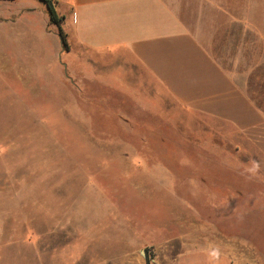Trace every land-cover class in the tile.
Segmentation results:
<instances>
[{
    "label": "rangeland",
    "instance_id": "374dc122",
    "mask_svg": "<svg viewBox=\"0 0 264 264\" xmlns=\"http://www.w3.org/2000/svg\"><path fill=\"white\" fill-rule=\"evenodd\" d=\"M9 4L0 2V264H175L209 241L240 247L236 264H264V175L251 171L264 168V127L238 136L174 106L103 103L85 78L99 63L59 54L47 15L8 30Z\"/></svg>",
    "mask_w": 264,
    "mask_h": 264
},
{
    "label": "crops",
    "instance_id": "0c3cea01",
    "mask_svg": "<svg viewBox=\"0 0 264 264\" xmlns=\"http://www.w3.org/2000/svg\"><path fill=\"white\" fill-rule=\"evenodd\" d=\"M53 1L68 43L59 54L77 58L85 52L99 63L100 71L86 64L85 78L101 87L103 103H132L151 112L174 106L194 113L200 126L228 128L238 136L264 127V0ZM0 2L10 3L8 30L17 21L33 30L39 13L50 23L42 1ZM12 46L6 40L5 51ZM251 171L264 175V168ZM209 243L181 253L175 264L245 259L240 247L231 252Z\"/></svg>",
    "mask_w": 264,
    "mask_h": 264
},
{
    "label": "trees",
    "instance_id": "16d2710c",
    "mask_svg": "<svg viewBox=\"0 0 264 264\" xmlns=\"http://www.w3.org/2000/svg\"><path fill=\"white\" fill-rule=\"evenodd\" d=\"M40 1L46 4L49 11L50 23L57 26L62 45L65 49H68L66 35L64 34L62 29L64 18L60 17L56 12L55 2L53 0H40Z\"/></svg>",
    "mask_w": 264,
    "mask_h": 264
}]
</instances>
